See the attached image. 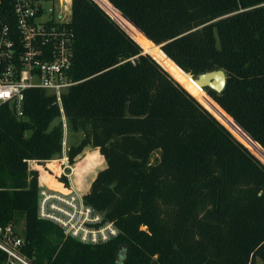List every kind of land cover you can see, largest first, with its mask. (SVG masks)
Wrapping results in <instances>:
<instances>
[{
  "label": "trees",
  "instance_id": "16d2710c",
  "mask_svg": "<svg viewBox=\"0 0 264 264\" xmlns=\"http://www.w3.org/2000/svg\"><path fill=\"white\" fill-rule=\"evenodd\" d=\"M67 28L72 181L84 192L91 180L84 202L119 233L84 243L37 216L39 173L61 185L28 160L60 156L63 138L42 88L25 91L22 116L0 105V223L23 225L36 264L264 262V0H71ZM173 61L194 75L224 69L222 91L195 93L218 119ZM86 149L100 154L77 161Z\"/></svg>",
  "mask_w": 264,
  "mask_h": 264
},
{
  "label": "built area",
  "instance_id": "2783aa9c",
  "mask_svg": "<svg viewBox=\"0 0 264 264\" xmlns=\"http://www.w3.org/2000/svg\"><path fill=\"white\" fill-rule=\"evenodd\" d=\"M1 3L2 0L0 105L7 103L17 116H22L25 91L42 88L54 96L63 128L60 156L44 162L28 160L29 165L32 162L36 168L40 165L61 185L50 187L46 180L41 181L39 173L37 216L55 223L66 236L81 242L105 243L116 237L119 229L113 222L104 220L103 213L84 202L85 193L72 181L74 163H70L67 156L68 126L62 97L76 83L69 76L72 39L67 23L71 21V1L69 6H63L60 0H12V6ZM54 160L58 163V172L49 165ZM24 246L22 224L0 223V264H36Z\"/></svg>",
  "mask_w": 264,
  "mask_h": 264
},
{
  "label": "water",
  "instance_id": "95a60500",
  "mask_svg": "<svg viewBox=\"0 0 264 264\" xmlns=\"http://www.w3.org/2000/svg\"><path fill=\"white\" fill-rule=\"evenodd\" d=\"M156 45L155 43H153ZM142 47V46H141ZM160 47V46H159ZM143 49V48H142ZM144 51V50H143ZM146 52V51H144ZM167 56V55H166ZM156 60V59H155ZM157 61V60H156ZM174 62V61H173ZM175 63V62H174ZM176 64V63H175ZM177 65V64H176ZM178 66V65H177ZM179 67V66H178ZM180 68V67H179ZM181 69V68H180ZM182 70V69H181ZM184 73L188 74L192 81L199 86L200 88H211L217 92L223 90L225 83H226V73L224 69H213L208 70L202 73H198L196 75L192 74L191 72H186L182 70ZM53 105L55 106L56 103L54 102Z\"/></svg>",
  "mask_w": 264,
  "mask_h": 264
},
{
  "label": "rangeland",
  "instance_id": "374dc122",
  "mask_svg": "<svg viewBox=\"0 0 264 264\" xmlns=\"http://www.w3.org/2000/svg\"><path fill=\"white\" fill-rule=\"evenodd\" d=\"M71 1V0H70ZM154 45V44H153ZM154 46H156V45H154ZM159 45H157L156 47H158ZM159 48V47H158ZM145 50V49H144ZM146 51V50H145ZM146 52H148V51H146ZM149 54H150V52H148ZM152 55V54H151ZM153 56V55H152ZM154 57V56H153ZM155 58V57H154ZM156 59V58H155ZM157 60V59H156ZM158 61V60H157ZM159 62V61H158ZM160 63V62H159ZM161 64V63H160ZM162 65V64H161ZM163 66V65H162ZM164 67V66H163ZM165 68V67H164ZM166 69V68H165ZM167 70V69H166ZM168 71V70H167ZM169 72V71H168ZM183 72V71H182ZM170 73V72H169ZM171 74V73H170ZM184 74V73H183ZM172 75V74H171ZM173 76V75H172ZM174 77V76H173ZM184 78H185V74H184ZM176 79V78H175ZM177 80V79H176ZM180 84H182L183 85V83L182 82H180L179 80H177ZM185 88H187V86L184 84L183 85ZM195 93L196 92H194V93H192L194 96H195ZM195 98L196 99H198L196 96H195ZM210 98V97H209ZM199 100V99H198ZM199 102L202 104V102L199 100ZM202 105H204V104H202ZM205 106V105H204ZM206 107V106H205ZM207 108V107H206ZM208 109V108H207ZM209 110V109H208ZM210 111V110H209ZM211 112V111H210ZM212 113V112H211ZM213 114V113H212ZM214 115V114H213ZM215 116V115H214ZM216 117V116H215ZM217 118V117H216ZM218 119V118H217ZM55 122L56 121H54L53 123L55 124ZM227 127V126H226ZM228 128V127H227ZM68 136H69V138H68ZM68 136H67V145L69 146L70 144H72V143H74V142H76L80 137H81V133H71L70 132V134L68 133ZM242 142V141H241ZM243 143V142H242ZM244 144V143H243ZM245 145V144H244ZM245 146H247V145H245ZM248 147V146H247ZM249 148V147H248ZM250 149V148H249ZM254 154V153H253ZM255 155V154H254ZM256 156V155H255ZM256 157H258V156H256ZM259 158V157H258ZM260 159V158H259ZM261 160V159H260ZM262 161V160H261ZM263 163H264V161H262ZM43 165V167L45 168V170H48V168L46 167V165H44V164H42ZM30 168H33L34 166H36V164L34 163V162H32L30 165ZM52 166L55 168V169H57L56 167H57V162H54V163H52ZM39 169H42L41 168V166L40 165H38L37 166ZM38 170V169H37ZM39 171V170H38ZM68 171H70L69 169H68ZM124 257H125V249L124 248H121L120 249V251H119V254H118V257H117V259H118V261H122L123 259H124Z\"/></svg>",
  "mask_w": 264,
  "mask_h": 264
},
{
  "label": "crops",
  "instance_id": "0c3cea01",
  "mask_svg": "<svg viewBox=\"0 0 264 264\" xmlns=\"http://www.w3.org/2000/svg\"><path fill=\"white\" fill-rule=\"evenodd\" d=\"M68 138H69V137H68ZM96 150H97V152H98V149H86L82 154H80V155L76 158V160L79 161V159H82V157L85 156V155H87V153H90V152H92V151H96ZM98 153H99V152H98ZM99 154H100V153H99ZM74 164H75V163H74ZM33 168L38 169V168H36V167H33ZM38 170H39V169H38ZM93 171H95V172L93 173ZM98 172H99V171L94 170V168L91 167V166H89V165H88V167L85 168V174H90V173H91V175L93 176L92 178H95ZM90 182H91V180H90ZM90 182H89L88 186L85 187L86 189L84 190L83 193H86V192L88 191L89 186H90ZM73 184H74V183H73ZM74 186H77V185L74 184ZM77 188H78V186H77Z\"/></svg>",
  "mask_w": 264,
  "mask_h": 264
},
{
  "label": "bare ground",
  "instance_id": "6f19581e",
  "mask_svg": "<svg viewBox=\"0 0 264 264\" xmlns=\"http://www.w3.org/2000/svg\"><path fill=\"white\" fill-rule=\"evenodd\" d=\"M185 81L187 83V90L190 91L191 93L197 92L198 90L202 89L199 86H197L191 79V77L188 74H185ZM204 90V89H203ZM57 162V161H52V163Z\"/></svg>",
  "mask_w": 264,
  "mask_h": 264
}]
</instances>
